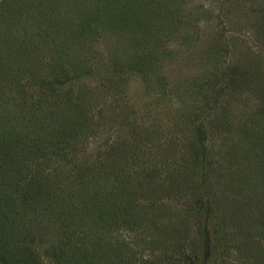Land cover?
Masks as SVG:
<instances>
[{"label":"rangeland","instance_id":"rangeland-1","mask_svg":"<svg viewBox=\"0 0 264 264\" xmlns=\"http://www.w3.org/2000/svg\"><path fill=\"white\" fill-rule=\"evenodd\" d=\"M7 1L0 8V48L12 44L20 60L26 48L17 42L44 35L43 42L36 41L37 57L47 60L59 53L52 62L55 69L78 72L73 86L89 92L85 104L91 118L71 151L74 162L92 166L97 160H116L139 174H152L135 187L138 203L132 215L121 219L125 215L120 214L103 230L95 228V221L90 239L102 235L138 264H188L187 255H203L197 231L202 224L209 239L207 264H264V176L254 160L261 146L255 139L262 136L250 140L242 134L256 129V112L264 107V0H113V5L55 0L59 5L52 10L74 27L64 32L46 28L51 25L49 0L41 8L36 1L40 20L18 14L17 3L10 16L15 2ZM97 5L109 8H103L99 23L95 17L89 27L80 26ZM122 17L134 25L125 28ZM45 32L55 38L53 44ZM133 49L146 51L145 69L131 66ZM26 91L41 99L42 112L62 113L48 105L46 90ZM197 127L205 133L209 163L202 219L197 201L203 185L193 161ZM74 162L52 161L43 173L65 174ZM58 230L54 223L43 234L38 231L45 247L65 240Z\"/></svg>","mask_w":264,"mask_h":264},{"label":"trees","instance_id":"trees-1","mask_svg":"<svg viewBox=\"0 0 264 264\" xmlns=\"http://www.w3.org/2000/svg\"><path fill=\"white\" fill-rule=\"evenodd\" d=\"M12 1L15 4L12 5L10 16L16 14L17 3L20 5L18 14L27 12L30 19L35 20H40L36 16V1L39 3L38 8L45 7L48 2ZM6 2L8 1L2 0L0 8ZM49 2L51 23L47 21L51 25L46 28L60 29L58 32L62 28L63 32L74 28L69 21H62L57 11L52 10L53 4H59L55 0ZM104 2L114 4L113 0ZM103 8L97 5L96 12H91V17L85 15L82 25H78L90 26L95 17L97 25L103 17L102 13L109 9ZM119 21L128 22L124 17ZM78 25L75 24V27L78 28ZM129 25H134L130 19L125 28ZM44 34L47 43L55 42V38L49 37L46 32ZM43 38L44 35L37 38L30 34L20 39L17 42L20 48H26V51L20 53L23 57L20 60L17 59V48H13L12 44L6 48L3 43L0 48V108L3 109L0 113V264H44L42 256L49 258L54 264H138L134 259L131 262L124 258L119 253V247L109 245L101 239L102 235L98 239H90L89 235L93 232L92 224L95 221V228L103 230L108 229L109 223L120 214L125 216L119 218L128 219L138 203L136 185L143 186L142 181L152 177V174L148 170L145 171L146 174H139L130 164L120 165L116 160H97L92 166L77 165L78 162H74L71 151L77 146L81 132L89 126L91 118L85 104L89 92L81 89L78 92L73 86L77 78H80L78 72H71L69 67L55 69L52 62L58 59L59 53L47 60L37 57L36 41L43 42ZM64 49L66 48L61 50L66 54ZM129 51L130 62H133L131 66L145 69L146 51ZM68 58L71 59L72 56ZM29 87H38L41 92L46 90L50 99H47L48 105H54L55 111L60 108L62 113L52 115L42 112L43 102L29 96L26 91ZM256 114L253 123L256 129L253 126L250 130L243 129L242 134L249 136L250 140L254 136H262L255 139L258 140L257 145L261 146L260 154L254 160L258 163L260 175L264 176V154L261 155L264 153V107ZM259 128L263 130L260 131ZM195 133L198 153L193 161L199 169L203 185L201 198L197 201V215L202 219L207 209L206 196L209 197V180L205 175L209 163L205 133L200 127L196 128ZM52 161L56 164L64 162L69 166L73 162L74 164L65 174L53 171L47 176L43 173L44 166L47 167V163ZM127 167H130L128 174L124 175L123 169ZM64 182H67L66 186ZM129 222H123V225L127 226ZM49 223L57 224L58 236L62 235L65 240L59 241L56 247L47 248L40 240L38 231L41 230L43 234L52 227L48 226ZM89 226L90 231L84 232V228L88 229ZM197 231L203 245V255L198 256L193 252L187 255V263L195 264L198 257H203L201 264H207L205 253L209 249L208 233L202 224Z\"/></svg>","mask_w":264,"mask_h":264}]
</instances>
